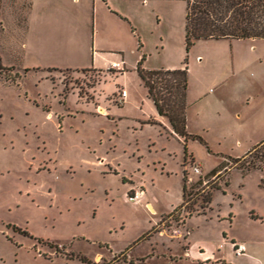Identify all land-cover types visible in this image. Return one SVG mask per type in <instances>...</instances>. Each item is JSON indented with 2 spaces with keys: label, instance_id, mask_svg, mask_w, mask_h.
<instances>
[{
  "label": "rangeland",
  "instance_id": "obj_1",
  "mask_svg": "<svg viewBox=\"0 0 264 264\" xmlns=\"http://www.w3.org/2000/svg\"><path fill=\"white\" fill-rule=\"evenodd\" d=\"M112 3L125 24L119 41L103 11L95 27L87 0H0V264H88L70 254L130 264L119 252L142 235L168 244L175 260L203 244L232 264H264V171L242 174L234 162L264 139V39H200L187 50L185 0ZM103 25L113 51L101 57L102 37L97 46L92 38ZM142 55L144 70L186 69V128L208 151L189 139L184 156L182 139L162 123L140 125L156 115L136 70ZM122 56L125 71L109 69ZM50 58L96 69L25 70ZM138 188L144 195L130 201ZM174 228L183 237H172ZM150 242L129 254L150 252Z\"/></svg>",
  "mask_w": 264,
  "mask_h": 264
},
{
  "label": "trees",
  "instance_id": "obj_2",
  "mask_svg": "<svg viewBox=\"0 0 264 264\" xmlns=\"http://www.w3.org/2000/svg\"><path fill=\"white\" fill-rule=\"evenodd\" d=\"M185 4V45L187 50L196 40L200 39H264V0H185ZM140 46L141 43H139ZM143 60L144 55L137 63V73L147 89L157 114L167 118L172 130L171 135L182 139L183 155L186 154V141L189 139L205 145L208 151L207 144L201 136L190 134L186 130L185 109L188 85L186 69L182 67L144 70L141 67ZM2 68L0 57V70ZM44 110L46 111V109ZM143 123L161 125L154 119ZM234 162L240 163L238 168L242 174L254 170L264 171V140L252 146L243 156L235 158ZM226 167L224 166V168ZM216 173L214 172L213 176ZM182 180V204L179 205L180 207L186 202L188 190L184 176ZM122 183H125L124 177ZM206 185L208 186V183ZM203 202L206 204L211 202L209 192L203 196ZM11 227L24 236L32 237L26 230L15 225ZM142 238L143 235L133 243L139 242ZM36 240L41 242L40 239ZM73 258L84 263L96 264L83 255L70 254L67 257V259Z\"/></svg>",
  "mask_w": 264,
  "mask_h": 264
},
{
  "label": "crops",
  "instance_id": "obj_3",
  "mask_svg": "<svg viewBox=\"0 0 264 264\" xmlns=\"http://www.w3.org/2000/svg\"><path fill=\"white\" fill-rule=\"evenodd\" d=\"M76 2H79L80 0H75ZM112 1L114 0H87L89 6L91 5L92 8H93V11H94V25L95 27H97V12H101L103 11L105 15V17H109L110 21L109 22V26L107 27L109 30H110V34L112 35V38H115L117 39L118 41L121 40V37H122V34H121V28L124 26L125 27V24H123V21L122 19L118 18L117 16H115L113 13L110 12V9H114V10H118L117 8V5L112 3ZM31 2H30V8H29V11L32 10L31 8ZM119 11V10H118ZM120 12V11H119ZM123 25V26H122ZM107 28H104V25L102 27L101 30H97V32L94 34L92 40H93V45L94 46H97V43H98V36L100 34V36L102 37V40L103 42L101 43V57H104L106 56L107 54H111V52L113 50L109 49L106 44H105V41L107 39H111V36H109L107 34ZM116 51V50H115ZM116 53V52H115ZM96 57L93 59V62L96 61ZM124 61H125V58L124 56L121 57V63H118V62H112V63H117L118 64V67L116 68H111L109 66V69H117L121 72L125 71L123 66H124ZM32 71H39V70H42V69H49V68H71V69H96L93 67H90V66H78V65H74V63L72 64L71 62H68V61H63V60H60L58 58H53V59H49L48 62L44 63V64H39V63H36L34 65H31L29 67H26ZM128 97V93H127V96L126 98ZM149 119H154L156 120L157 122H160L162 123L170 132L172 131L171 128H170V125L168 123V120L167 118L163 117V116H159L156 112V115L155 116H152L150 118H143V119H139V123L141 126L143 125H146L147 123H143V122H146L148 121ZM187 130V128H186ZM188 133L190 134H194V135H198V134H195V133H192V132H189L187 130ZM264 140V139H263ZM190 140L186 141V146L188 144ZM153 207V205H152ZM155 207H153L154 209ZM156 213V209H154L153 211V214ZM166 214V213H165ZM163 215V214H161ZM158 218L154 220V222L150 225V227L148 228L151 229L153 227V225L157 222ZM189 221V219H188ZM147 230V231H148ZM152 239V242H150V240ZM140 241H149V247H150V252H146L144 254H138V255H135V256H132L131 254H129V251L130 250L129 248H134L136 247ZM139 242H136L134 245H130L128 248H126L125 250L123 251H120L119 253L121 254H126L130 264H140V263H147L150 259L152 258H157V257H162V258H166V260H168L167 262L169 264H172V263H177V261H180L182 260V258H193L197 261L196 264H206V263H215V264H219V263H226V264H232L231 261H227L225 258L223 257H220L217 255V252L214 248H210L209 246L207 245H203V244H198L196 247L199 251L195 249H193L191 247V245L188 244V246L185 248V249H182L183 250V255H178V260L176 259H172L170 253L172 252L171 248L170 247H167L168 244H165L163 243L158 237H156L155 235H149L148 237H144L142 240H140ZM230 245H232V243H236L237 241L235 239H231L230 240ZM161 245V246H166V250L165 252H158V246ZM112 253V252H111ZM119 253H116V254H119ZM114 254V253H112ZM99 256H101V254H96L95 257L93 258L96 259L98 258ZM92 260V261H93ZM133 261V262H132ZM140 262V263H139ZM238 264V263H236Z\"/></svg>",
  "mask_w": 264,
  "mask_h": 264
},
{
  "label": "built area",
  "instance_id": "obj_4",
  "mask_svg": "<svg viewBox=\"0 0 264 264\" xmlns=\"http://www.w3.org/2000/svg\"><path fill=\"white\" fill-rule=\"evenodd\" d=\"M110 67L111 68H116V67H118V64L117 63H112ZM126 96H127L126 91L122 89L119 92V98L121 100H124L126 98ZM191 171L193 173H195V174H201V171H200V169H199V167L197 165H192ZM143 195H144V191L141 188L140 189L138 188V189H135L133 191V194L131 196H128V199L130 201H133V202H138L139 199H141ZM182 209H184L183 206H182ZM167 220H172V215H170L167 218ZM162 226H163V228H162L163 230L160 231L159 233H163L166 230H168V228H164V226H165L164 221L162 222ZM172 232H173V234L171 235L172 237H175V236L176 237H183V231L181 230V228H174L172 230ZM232 249H233V251L235 252L236 255H241V254L245 253L246 247H245V245L243 243H233L232 244ZM219 264H226V263H219Z\"/></svg>",
  "mask_w": 264,
  "mask_h": 264
}]
</instances>
